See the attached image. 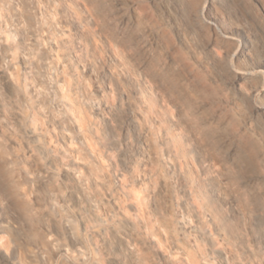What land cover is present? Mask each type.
I'll list each match as a JSON object with an SVG mask.
<instances>
[{
  "label": "clouds",
  "instance_id": "obj_1",
  "mask_svg": "<svg viewBox=\"0 0 264 264\" xmlns=\"http://www.w3.org/2000/svg\"><path fill=\"white\" fill-rule=\"evenodd\" d=\"M238 50L149 0H0V264H264V67Z\"/></svg>",
  "mask_w": 264,
  "mask_h": 264
},
{
  "label": "bare ground",
  "instance_id": "obj_2",
  "mask_svg": "<svg viewBox=\"0 0 264 264\" xmlns=\"http://www.w3.org/2000/svg\"><path fill=\"white\" fill-rule=\"evenodd\" d=\"M150 1L162 3L161 14H156L173 25L178 38L184 32V28L189 27L196 40L197 38L204 39V29L206 28L212 35L211 41H206V44L211 48L224 49L225 59L238 48L235 56V63L238 67L246 70L264 67V63L257 62V55L253 51L256 49V36L244 24L236 22L234 17L236 6L233 7L232 0H197L195 11L192 8V0ZM255 2L260 11L254 12L255 15L248 12L245 6L241 7L239 11L242 12L245 19L254 23L258 32L262 33L264 37V0H255ZM201 6H203L202 11ZM201 24H203V28L200 27ZM210 25H213L217 31L212 30ZM259 119L264 121V111L259 113ZM260 241L264 243V235Z\"/></svg>",
  "mask_w": 264,
  "mask_h": 264
},
{
  "label": "rangeland",
  "instance_id": "obj_3",
  "mask_svg": "<svg viewBox=\"0 0 264 264\" xmlns=\"http://www.w3.org/2000/svg\"><path fill=\"white\" fill-rule=\"evenodd\" d=\"M231 1V0H230ZM232 4L233 7L235 8L236 11H234V17L236 18V22L240 23V24H244L246 27H248V29L251 31V33H253L256 36V49H254V54L257 55V52L260 53L261 57H264V37L262 36V33L258 32V30L256 29V26L254 25V23H252L250 20L245 19V16L242 14L240 10L241 7H246L248 12H252L253 15H255L256 11H259V7L256 4L255 0H251V2L249 3V0H232ZM149 4L151 5V7L153 8V10L157 13V14H161V7H162V3L161 2H152L149 0ZM235 4V5H234ZM239 4V5H238ZM117 7H119V4H117ZM238 8V9H237ZM255 12V13H254ZM260 12V11H259ZM251 13V14H252ZM264 22V19H263ZM210 28L214 31H217V29L212 25H210ZM187 32L190 35H194V33L192 32V29L189 27L184 28V32ZM197 42L199 44V47L202 48L205 52V54L209 57V58H214V53L212 52L211 46H208L206 44V40L205 39H199L197 38ZM257 45H259V47H257ZM215 63V61H214ZM252 234H253V244L254 246L258 249V251L261 254H264V243H262L260 241L261 237L264 235V232H260L258 230V228L256 227V224L253 223L252 225ZM118 250V249H117ZM219 255V254H218Z\"/></svg>",
  "mask_w": 264,
  "mask_h": 264
}]
</instances>
